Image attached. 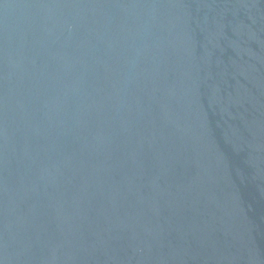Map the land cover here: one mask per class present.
Segmentation results:
<instances>
[{
	"label": "water",
	"instance_id": "95a60500",
	"mask_svg": "<svg viewBox=\"0 0 264 264\" xmlns=\"http://www.w3.org/2000/svg\"><path fill=\"white\" fill-rule=\"evenodd\" d=\"M0 264H264V0H0Z\"/></svg>",
	"mask_w": 264,
	"mask_h": 264
}]
</instances>
